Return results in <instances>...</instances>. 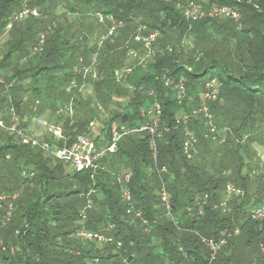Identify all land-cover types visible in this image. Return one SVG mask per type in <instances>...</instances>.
I'll use <instances>...</instances> for the list:
<instances>
[{"label": "trees", "instance_id": "trees-1", "mask_svg": "<svg viewBox=\"0 0 264 264\" xmlns=\"http://www.w3.org/2000/svg\"><path fill=\"white\" fill-rule=\"evenodd\" d=\"M187 1L35 0L34 4L41 6L43 12L47 4L63 3L76 19L75 24L47 40L46 57L24 64V60L17 63L15 58L19 54L27 57V41L35 27L12 24L22 0H0V38L12 25L8 41L11 47L0 62V73L8 71L6 85L13 86L8 93L7 110L6 87L0 84V112L6 110L2 113L6 121L9 119L5 115L14 108L26 119V127L46 106L57 115V125L73 141L88 134V125L90 129L91 122H100L107 111L111 117L104 121V134L109 139L115 122L129 128L138 126L143 122L142 112L159 102L163 108L162 127L171 129L156 141L157 166L151 136L129 135L122 139L111 161H102V169L92 179L90 173H70L59 159L22 144L0 127V163L13 161L16 166L22 162L26 167L20 166L9 177L0 172V196L19 195L9 221L7 209H0V264H88L90 260L89 264H246L242 258L246 250L256 253L254 261L247 264H264V218L253 219L254 211L264 205V161L253 147L255 142L264 145V0H211V6L238 11L239 21L207 18L197 22L188 21L179 8V3L185 6ZM204 11L209 12L205 8ZM97 13L110 18L113 24H126L131 33H127V27L121 28L100 47L99 38L110 29L94 34L89 15L95 17ZM140 17L146 19L143 22L148 28L146 34L159 31L158 45L162 46V52L146 65L147 71H142L137 80L129 77L125 81L127 85L133 83L130 86L133 89H129L114 75L123 66L127 46L137 32L133 23L142 21ZM171 32L182 34L184 43L192 39L194 46L188 53L183 51L185 47L180 41L175 40L177 46L171 40L169 47ZM212 43L214 48L207 49ZM138 45L144 49L142 44ZM93 54H98L96 77L90 74L87 82L96 100L83 103L79 95L75 99L74 118L59 116L57 103L63 105L70 100L66 87L76 76L74 68L79 66L80 58L84 66H89ZM66 69L70 71L67 76ZM168 80L184 83L187 98L183 106L179 105L174 88L166 86ZM27 81L49 84L48 91L50 87L58 89L55 85L61 81L64 85L52 95L36 87L24 90L21 85ZM210 81H217L221 90L219 100L209 104L214 124L230 131L223 145L206 138L208 129L202 120L176 124L182 110L189 112L199 105ZM152 90L156 93L154 97L150 96ZM26 94L31 96L28 100ZM122 95L129 97L128 104L120 105L122 112L111 110L112 102ZM37 102L42 106L35 111ZM97 105L105 108L104 112ZM186 130L194 132L199 139L195 164L182 151ZM9 153L15 157H8ZM123 157L127 158L126 163ZM105 162L108 165L104 166ZM112 164L123 165L124 169L111 168ZM163 166L168 167L169 173L160 175L158 168ZM127 170L133 173L131 215L127 214L128 205L115 177ZM252 180L257 183L256 191L251 190ZM164 183L171 196V217L159 199ZM229 184L243 189L245 196L235 198L229 204L230 210H226L218 205ZM91 190L96 193L90 195ZM84 210L85 224L80 216ZM136 212L142 213L148 226L135 218ZM83 228L101 232L113 242L99 246L74 238ZM236 228L240 229V235L229 239L211 262L204 239L219 242L226 231L233 232ZM87 244L93 245L92 249L83 251Z\"/></svg>", "mask_w": 264, "mask_h": 264}, {"label": "built area", "instance_id": "built-area-1", "mask_svg": "<svg viewBox=\"0 0 264 264\" xmlns=\"http://www.w3.org/2000/svg\"><path fill=\"white\" fill-rule=\"evenodd\" d=\"M179 8L182 9L185 18L188 21L197 22L203 19H230L234 21H239L240 14L238 11L226 8V7H218L210 10L208 13L204 11L203 6L200 3H196L194 1H187V4L179 3ZM33 17L40 18V12L36 7H29L28 5L21 10V12L15 17V19L23 20L25 17ZM95 19L98 23H103L105 20V16L100 13L95 14ZM122 24L113 26L111 30L108 31L107 34L102 35L99 38V46L101 47L103 43L115 37L117 35V30L121 29ZM148 28L144 25H141L137 32L135 33L133 40L144 46V49L148 52L149 57L155 58L156 52L154 50V45L158 42L160 38L159 31H154L152 33L146 34ZM48 31L41 33L39 35V44L35 49H33V53L41 52L42 46L44 45L47 39ZM98 66V54H93L91 56V63L89 66H84V61L82 58L79 59V66L74 68V74L76 76L72 77V79L68 82L66 87V95L69 97V101L65 104H59L57 114L59 116H64L70 119H73L75 116V99L79 95H83L86 91H88L89 85L87 82V77L91 74L96 77V70ZM128 74L130 72H127ZM79 76L82 78L79 81ZM0 84L4 85L6 88V94L9 93L10 85H6L5 81H1ZM167 87H174L176 92L178 93L179 105L183 106L184 100L187 98L185 85L182 82L173 83L172 81H166ZM221 94L220 85L217 81H210L205 85L204 92L199 101V105L196 107H192L191 111L187 112L186 110H182V112L178 115L176 119L177 126L187 125L190 121L194 119L202 120L208 132L206 134L207 139H211L212 141L217 142L219 145L225 144L227 140L228 130L226 128H219L214 124L213 115L210 111L209 104L213 102H217L219 100ZM150 96H156V93L152 90L150 92ZM193 101L190 100V103ZM39 102L36 103L38 105ZM99 111L104 112L101 105H97ZM36 111V108H34ZM162 117H163V108L159 102H155L149 107H147L142 112L143 122L138 126L129 128L124 124H117L110 128V139L109 142L99 148L97 146V140L91 136V134L78 136L73 141L70 140L69 137L65 135L64 129L61 125H52L48 127L49 134L52 137V143L48 141L38 142L36 140H29L26 137L24 128V123L26 119H23L14 108L8 113V118L10 121L9 126L5 125L4 119L0 117V127L6 129L8 133L12 136L19 138L24 145L31 146L32 148L40 149L46 154L52 155L55 158L59 159L64 165H66L72 173H90L92 179H95L98 171L102 169L101 163L108 156L115 155L118 152V146L122 139L129 135H149L151 136V149L153 151L155 165L158 164V151H157V139L162 138L165 133L170 132V128L162 127ZM99 127V122L97 120L90 123V130H94ZM198 146L199 139L197 135L190 131L186 130L185 140L182 145L183 154L189 161L195 159L196 155H198ZM158 173L160 175L168 174L169 169L166 166L158 168ZM117 183L121 186V193L124 202L128 205L127 214L131 215L134 211L133 209V199L132 192L130 189V184L133 178V173L130 170L123 171L119 174L115 175ZM95 190L90 191V195L95 194ZM245 196V191L233 184H229L226 187L225 195L223 201L218 205L219 208H224L226 210H230L229 204L235 198H243ZM18 199V194H9V195H1L0 196V209H7V220L9 221L12 217V213L14 210V202ZM159 199L162 206L166 209L168 216L171 217L172 212V201L171 196L166 188V183L163 184V187L159 193ZM205 204V202L203 203ZM92 202H89L88 208H91ZM201 213H203L201 211ZM82 223L87 222V214L86 211L80 215ZM135 218L140 219L144 226H148L149 222L143 218L141 212L135 213ZM264 218V205L259 207L254 211L253 219L260 220ZM148 231V228H146ZM240 235V229L236 228L233 232H225L223 238L219 241L213 240H205L204 243L207 245L211 262H214L222 250L224 248L229 239L234 236ZM76 239L84 240L87 242H94L99 246H103L108 243H112L113 239L110 237L104 236L101 232H92L83 228L82 230L75 233L73 236ZM121 247V244L118 243V248ZM76 255H80V252L76 251ZM95 264V263H91ZM212 264V263H211Z\"/></svg>", "mask_w": 264, "mask_h": 264}, {"label": "rangeland", "instance_id": "rangeland-1", "mask_svg": "<svg viewBox=\"0 0 264 264\" xmlns=\"http://www.w3.org/2000/svg\"><path fill=\"white\" fill-rule=\"evenodd\" d=\"M34 1L35 0H22V7H20L18 11L20 13L21 10L24 9V7L27 6V5L29 7H31V8L32 7H36L39 10V12H40V18H33V17H30L29 16V17H25L23 20H20V19H17V18L15 19V17L19 13H17L15 15V17H13L12 24H13V22H15V23H17L19 25H21V24H24V25L28 24V25H31L32 28L35 27L34 29H32V36H30L29 40L27 41L26 50H25V52L27 54V57H24L23 55H20L19 54L16 58L14 57L17 63H19L21 60H24L23 61L24 64H27L29 62H32L36 58L41 59V58L46 57V55L48 54L46 51L49 50L46 47L47 40L50 39V38H52V37H54V36H58V34L62 33V30H64L65 28H67L69 25L75 24L76 16L75 15H72L71 13L68 12L67 5H65L63 3H59L58 6H56L55 3L52 2L49 6H48V4L45 6L46 7V12H43V8L41 6L35 5L34 4ZM39 1H41V0H39ZM47 1H49V0H47ZM197 1L203 6V8H205L208 11L219 7V6H215V5H212L211 6L210 5V1L211 0H197ZM89 16H90L89 17L90 18L89 24L92 25L94 34H96L97 32L99 33V31H101V30H106V28H108V27L111 30L113 28V26L116 27V25H117V24H113L110 18H105V20H104L103 23H98L96 21L95 17H93L94 15H91L90 14ZM140 19H142V21L138 20V21H136V22L133 23L134 26L136 25V31L138 30V28L141 25H145V23H143V22H145L144 20H146V19L141 18V17H140ZM213 20L225 21V20H222V19H213ZM124 27H125V29L127 27V30H126L127 33L128 32L131 33V30H130L129 26H126V24H124V25L122 24V27L121 28L123 29ZM76 28H77V26H76ZM8 29H7L6 33L0 38V62L3 61V59L5 58V56H7L8 52H9V49L11 47V44H8V41H9L10 35H11V33H10V31ZM59 30H61V31H59ZM45 31H48L47 39H46L44 45L42 46L41 52H37L36 53V56H34L33 55V49H35L34 47L37 46V49H39L38 46L41 45V44H39V41H40L39 40V35L41 33H44ZM34 35H36V36H35V38L33 40V36ZM133 37H134V35H133ZM133 37L131 39V43L129 44L130 46L129 45L127 46L128 47V51H127V56L125 57V59L123 61V66L120 69H117V71L115 72L114 77L116 79L120 78V76H124L127 72H130L129 73V76H131L132 80H137L141 76L142 71L144 70L143 68H146V65L149 64V63H151L153 61V59H154L153 57H149L148 56V52L145 49H143L141 46H139L138 43L135 44L136 42L133 40ZM169 37H170L169 38V42H168L169 47L172 46L171 43H170L171 40L172 41L174 40L173 43H176L177 46H178L179 43L176 42V41H180V42H182L183 46L185 47V48H183L184 49L183 51L185 53H188L189 52L188 49H191L194 46V43L192 42V39L191 38L190 39L188 38L189 40L187 39V41L189 43L188 42L184 43V40L182 41V34L180 35V34L171 32V33H169ZM160 45H161V43H160ZM214 46H215V44L212 43V44L208 45L207 49L210 50L211 48H214ZM161 47H159L158 42L154 45L155 52L157 50H160V51L156 52L157 56H158L159 53L162 52ZM100 53H101V51H100ZM29 55H31V56L29 57ZM24 64H20V66H23ZM65 71H66L64 73L65 76H67V75L70 74V71L68 69H66ZM6 73H8V71L5 72V73H0V75H1L0 76V82L2 80L5 81L6 75H7ZM97 77H98V72H97ZM130 83L131 84H128L129 85V89H133V88L130 87V86L133 85V83L131 81H130ZM63 85H64V81H61L60 83H58V85H55V86L60 90L63 87ZM12 87L13 86H11V88ZM21 87L24 90L33 89V88L36 87V88H39L43 93H46V91H48L49 84L47 85L46 83L39 82V81H33V82L27 81V82L22 83ZM50 88L51 89L48 92L51 93L52 95H55V93H56V91L58 89H55V88H52V87H50ZM12 91H13V89H12ZM12 91H11V97H12V93H13ZM8 92H10V91H8ZM174 93L178 97V93L177 92H174ZM93 96H94L93 89L91 87H89L88 88V91H86L81 96L82 98H80L81 99L80 102L83 101V103H89L90 101H92L91 103H93L96 100V99H94ZM5 97L7 98L6 105H5L6 108L5 109L8 110V107H9L8 106V98H9L8 93L5 95ZM28 97H31L30 94H26L25 95V100H28ZM128 101H129V97L122 95V96L118 97L116 100H114L112 102L110 108H112L111 110H113V111L118 110V111L122 112V107H120V105H126V104H128ZM117 103H118V105H117ZM41 106H42V104L39 103L38 105H35V108L38 110L39 107H41ZM42 109H43L42 114L45 113L44 114V117H43V119H45V120H43L42 122H38L37 123L36 122V119L34 118L32 120V122L29 124L28 127L22 126L24 128L26 137L29 140H36L38 142H43L45 140L46 141H50V139H51L50 136L51 135L49 134L48 127L49 126H52V125L59 124L58 122H55V121H57V119H56L57 117L54 116V115L52 116V110L50 108H48V107L45 106L44 108L42 107ZM103 109L105 110V108H103ZM4 112H0V117L2 119H4L5 125L6 126H9L10 121L8 122V121L5 120V118L3 117V114H2ZM104 113H105V116L102 119L100 118L101 124H105L104 121L106 119H108L109 117H111L109 115V112L106 111ZM5 117H8V114L5 115ZM47 123L49 125L46 128V124ZM118 123H120V122H115V124H118ZM87 128H88V132H89V130H90L89 129V125H88ZM226 129L228 130V134H229V132H230L229 129L228 128H226ZM41 136L44 138V140H42ZM3 137L5 138L6 136L4 135ZM230 137H232V136L230 135ZM227 138H228V136H227ZM21 140H20V142L23 144V142ZM10 143H13V142L10 141ZM97 146L98 147H101V144H98ZM214 147L215 146H213V145L211 146L212 152L215 149ZM253 147H254V150L256 151V153L258 154V157L260 159H262V161H264V145L261 146V143L260 142L259 143H256L255 142V144H254ZM48 156H49V154H48ZM8 157H15L14 156V153H9ZM198 157H199V154L196 155V157H195V159L193 161L194 164L197 162V158ZM111 158H112V156H108L105 160L108 159L109 161H111L110 160ZM103 162L101 163V167H103ZM123 162H125V163L127 162V158L126 157H123ZM263 164H264V162H263ZM106 165H108V163L106 164V162H105L104 163V166H106ZM20 166L22 168H24V169L26 168L25 165L22 162L19 163V165H16L15 166L14 163H13V161L12 162L6 161V163H0V172H2L3 175L9 177L12 174H14V172H16ZM64 166L66 167L67 171H69L70 173H72L70 171V169L66 165H64ZM122 166L120 167L118 164L117 165L116 164L115 165L112 164L111 165V168L122 170V169H124ZM210 169L211 170H214L216 168H214V169L210 168ZM212 172H214V171H212ZM255 175H257V173ZM255 177L256 176H253L252 179L255 180V181H257ZM253 180L251 182V185H252L251 190L252 191H256V189H257V183L255 181H253ZM229 182H231V181H228V183ZM225 187H226V185H225ZM18 197H19V195H18ZM92 246L93 245H91V244H87V246H86L87 248L83 249V251L92 249ZM72 252H74V251L72 250ZM242 258L244 260V263L247 264V263H249V260L254 261V259L256 258V253L255 252L249 253L246 250V252L244 253V256ZM90 262H91V260L88 261V264Z\"/></svg>", "mask_w": 264, "mask_h": 264}, {"label": "crops", "instance_id": "crops-1", "mask_svg": "<svg viewBox=\"0 0 264 264\" xmlns=\"http://www.w3.org/2000/svg\"><path fill=\"white\" fill-rule=\"evenodd\" d=\"M9 29V31L12 29V25H10L9 27H8ZM144 71H147L145 68H144V70H143V72ZM129 77H131V76H129V74L128 73H126L124 76H120V78H118L117 80L120 82V83H122L123 85H125V86H127V87H129L128 85H127V83L125 82V81H127V79L129 78ZM205 89V88H204ZM61 102H58L57 104L59 105ZM45 107V106H44ZM43 107V108H44ZM44 114L45 113H41L40 115H38V118L36 117L35 119H36V122L38 123V122H42L43 120H45V119H43V117H44ZM54 114H53V111H52V116H53ZM40 116V117H39ZM54 116H56L57 117V115H54ZM34 119V118H33ZM57 119V118H56ZM32 122V121H31ZM31 122H28V124H27V126L26 127H28L29 126V124L31 123ZM55 122H57V121H55ZM49 124L47 123L46 124V128H47V126H48ZM117 125V124H116ZM104 129H105V124H101V122H99V127L98 128H96V129H94V130H89V134H91V136L93 137V138H95L96 140H97V145L98 144H101V147H103V146H105L108 142H109V139H107V137H106V135L104 134ZM47 136V135H46ZM51 137V136H50ZM41 138H42V140H44V138L41 136ZM50 140H53L52 139V137H51V139ZM46 141V140H45ZM101 147H99V148H101Z\"/></svg>", "mask_w": 264, "mask_h": 264}]
</instances>
